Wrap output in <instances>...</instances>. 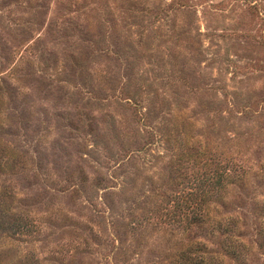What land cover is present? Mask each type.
<instances>
[{
  "label": "rangeland",
  "instance_id": "obj_1",
  "mask_svg": "<svg viewBox=\"0 0 264 264\" xmlns=\"http://www.w3.org/2000/svg\"><path fill=\"white\" fill-rule=\"evenodd\" d=\"M0 264H264V0H0Z\"/></svg>",
  "mask_w": 264,
  "mask_h": 264
}]
</instances>
